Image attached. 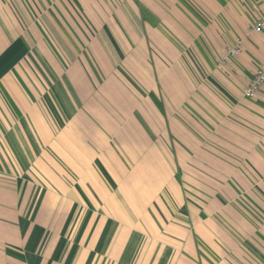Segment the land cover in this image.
Segmentation results:
<instances>
[{
    "label": "crops",
    "instance_id": "0c3cea01",
    "mask_svg": "<svg viewBox=\"0 0 264 264\" xmlns=\"http://www.w3.org/2000/svg\"><path fill=\"white\" fill-rule=\"evenodd\" d=\"M264 0H0V264H264Z\"/></svg>",
    "mask_w": 264,
    "mask_h": 264
},
{
    "label": "built area",
    "instance_id": "2783aa9c",
    "mask_svg": "<svg viewBox=\"0 0 264 264\" xmlns=\"http://www.w3.org/2000/svg\"><path fill=\"white\" fill-rule=\"evenodd\" d=\"M264 35V17L259 18L247 30L244 36H239L221 53L220 64L225 65L233 57L239 56L244 47L245 40L253 36ZM264 86V63L257 69L254 76L243 90V96L247 98L257 97Z\"/></svg>",
    "mask_w": 264,
    "mask_h": 264
}]
</instances>
